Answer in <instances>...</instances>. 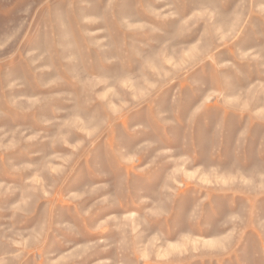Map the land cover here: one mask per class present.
Returning <instances> with one entry per match:
<instances>
[{"label": "rangeland", "instance_id": "374dc122", "mask_svg": "<svg viewBox=\"0 0 264 264\" xmlns=\"http://www.w3.org/2000/svg\"><path fill=\"white\" fill-rule=\"evenodd\" d=\"M0 264H264V0H0Z\"/></svg>", "mask_w": 264, "mask_h": 264}]
</instances>
